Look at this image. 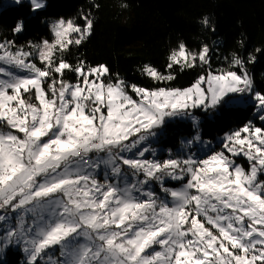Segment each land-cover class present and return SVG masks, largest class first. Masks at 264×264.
I'll return each instance as SVG.
<instances>
[{"label":"snow or ice","instance_id":"1","mask_svg":"<svg viewBox=\"0 0 264 264\" xmlns=\"http://www.w3.org/2000/svg\"><path fill=\"white\" fill-rule=\"evenodd\" d=\"M94 24L81 10L52 20L51 39L0 36V252L19 249L21 264H264V126L248 120L214 144L196 115L247 96L264 124L256 55L240 40L214 67L212 44L179 39L164 71L143 65L152 83H132L70 61ZM199 24L216 31L209 16ZM24 31L23 19L10 29ZM176 69L196 76L173 86ZM173 119L194 134L165 155L154 145Z\"/></svg>","mask_w":264,"mask_h":264},{"label":"trees","instance_id":"2","mask_svg":"<svg viewBox=\"0 0 264 264\" xmlns=\"http://www.w3.org/2000/svg\"><path fill=\"white\" fill-rule=\"evenodd\" d=\"M44 9L30 10L28 2L8 5L0 11V36L15 38L17 43L51 38V18L76 17L81 10H90L95 18L94 30L81 46L71 49L70 61L85 59L95 65L106 63L113 73L132 83H152L141 75L144 64L150 63L165 70L167 53L179 39L196 48L206 41L217 49L213 66L226 63L225 56L237 50L238 41H244L240 49L245 55H256L248 70L254 78L256 90L264 91V55L255 53L264 49V0H46ZM127 8H122V3ZM98 4L99 8L92 7ZM209 16L215 25V33L202 30L199 21ZM23 19L25 31L13 37L10 29ZM173 86H188L196 72L176 69ZM202 121V135L215 139L231 129L242 126L254 118L253 104L225 105ZM257 123H260L256 120ZM165 131L167 143L179 145L181 137L192 135L191 123L169 121ZM23 255L19 249L10 248L5 261L0 264H21Z\"/></svg>","mask_w":264,"mask_h":264},{"label":"rangeland","instance_id":"3","mask_svg":"<svg viewBox=\"0 0 264 264\" xmlns=\"http://www.w3.org/2000/svg\"><path fill=\"white\" fill-rule=\"evenodd\" d=\"M22 2H28V0H22ZM45 3L47 4L46 0H45ZM8 5H16V3L14 2V0H0V11H1V9L3 7L8 6ZM54 19H57V18H51V19H48L46 21L49 24V26H50L51 21L54 20ZM34 42H38V41H34ZM238 104L242 105V106H246L248 104H254V101H253V99H251V98H249L247 96H244V97L235 98L232 102L228 103L227 105H238ZM199 112H202V111L201 110H197L196 115L200 116L201 117V121H203L204 118H205V115L199 114ZM208 115L211 116L213 114L210 112V113H208ZM177 120H181V121H184V122L191 123V121L188 120V119H173V120H170V121H177ZM251 120H253L255 123H257L255 118H252ZM257 125L258 126H264V124H261V122L257 123ZM200 131H201V135H202V123H201ZM193 134H194V131H193ZM185 137H189L190 138L191 135H184V136L181 137V139H183ZM222 137H223V134L222 135H218L215 139H209V138H206V137L203 136V138L205 140H211V141H213L214 144L216 143L218 138H222ZM167 138H168V133L164 129L163 133L161 134V136L159 138V143L154 145L158 149H163L164 150L163 154H165V155H166V150L168 148H172L173 150H175L176 148H178L180 146V143H179L178 146L172 147L171 145H169L167 143ZM241 162H243L242 158H241ZM8 249H10V248H8ZM8 249H6L3 252H0V263L5 261V255H6V252H7ZM15 249H17V248H15ZM23 260H24V257H23Z\"/></svg>","mask_w":264,"mask_h":264}]
</instances>
